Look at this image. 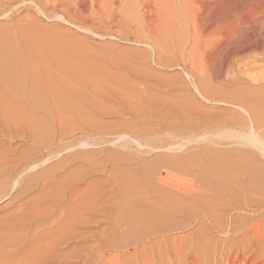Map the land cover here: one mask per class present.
Instances as JSON below:
<instances>
[{"label":"rangeland","instance_id":"rangeland-1","mask_svg":"<svg viewBox=\"0 0 264 264\" xmlns=\"http://www.w3.org/2000/svg\"><path fill=\"white\" fill-rule=\"evenodd\" d=\"M54 1L39 0L37 3L38 0H36L35 7L29 1L23 3L22 6L23 0L16 2L0 0V160L2 162L4 160L3 164H5L3 166L0 163V175L7 169L9 171L13 168L12 164L9 165L8 159L10 158L27 156L25 161L28 160V165L32 166L34 163L38 165L41 161L48 160L36 169L33 168L34 170L31 168L27 171V176L22 177L23 179L27 178L26 181L22 180L31 184L33 190L30 191L31 194L28 193L20 199L17 207L33 200L36 202L46 195L50 198L49 200L52 198V202L59 201L60 206L64 208L66 206V203L63 204L64 206L62 205L64 196L66 194L73 195L76 184L73 181L82 178L83 182H81L84 185L82 184L81 187L86 189V193L83 192L86 194L85 205L91 207L94 202H97L100 203L99 207L103 211L97 214L86 211L83 214V217H92V221L84 222L81 229L78 230L81 233L79 238L61 243L60 250L63 253L71 252L75 255L76 251L81 250L83 257L85 254L90 256L99 244L102 234L109 227L110 220L106 210H110L112 204L114 206L117 203V193L121 186L138 185L144 182L143 179L148 181L145 180L144 183H152L151 186H156L157 178L164 175L168 166H173L172 164L175 162L171 159L173 157L180 159V163L184 161L186 171H183L180 177L186 186L189 183L194 186L204 183L202 178L196 180V173L201 172L204 168L201 165L204 163H208V166L211 164L209 168L205 167L206 170L218 168L219 173L225 170L222 168L223 166L225 168L227 166H222L226 162L225 159L229 163L236 160L235 164L237 163V165L234 164V169L235 166L236 169L245 167V170L242 171L243 175L241 174L240 177L246 176L247 178L248 176L249 180L252 178L256 182L246 180L245 184L237 186V183L233 181L234 177H232L233 180L231 178L227 179L229 181L224 180L229 182L228 184L221 178L220 181L227 184V188L230 186L226 196L218 190V185H212L214 183L207 185L209 188L213 186L210 189L215 195L218 194L215 197L216 200L228 199L227 205H230L231 201L230 207L233 202L238 201V195L244 203L247 201L246 207L249 203L251 206L254 201L264 197V126H262L264 125V0H89L90 2L81 0L82 3L88 5L82 4L80 0H76L78 2L56 0L61 7L56 4L58 2ZM92 1L95 4L93 2L92 5ZM74 2L76 5L72 6L75 4ZM61 3L63 4L61 5ZM80 3L81 5H79ZM49 6L53 8H49ZM62 6L65 7L62 8ZM80 6L83 11L78 10L81 9ZM84 7L92 8L93 11L86 10ZM56 8L60 10L58 11ZM67 9L69 11L66 12ZM84 11L88 12L90 16L86 15ZM95 11L97 12L95 13ZM80 19L81 21H79ZM88 30H91L90 33ZM260 65L262 68H259ZM42 72L43 74H40ZM34 74L36 75L34 76ZM39 75L41 76L39 77ZM34 79L36 80L34 83L39 82L37 84L41 83L42 85L40 87L37 84H33L34 87L29 85ZM124 83L125 85H123ZM51 90L54 91L51 92ZM55 94L56 96H54ZM25 100L29 104L26 105ZM56 101L57 103L53 104ZM6 103H9V106ZM2 106H5L4 110ZM83 110L85 111L83 112ZM6 111L8 112L6 113ZM58 116L65 119L59 120ZM66 123L70 125L72 123V126ZM57 126H61L60 129L57 130ZM51 154L53 158L50 157ZM169 157L171 158L169 159ZM203 158L207 160L205 161ZM219 159L224 163L220 164ZM218 160L219 163H217ZM217 164L222 166V172H220V165L218 167ZM181 165L183 166V164ZM228 165L233 166V164ZM257 165L261 166L262 171ZM229 166L227 169H232V166ZM80 168L82 172L79 170ZM46 169L55 170V173L52 172L54 175L52 174L51 179L52 182L57 183L56 186L52 185L54 182L47 185L46 179H38L37 174ZM72 172L76 176H73ZM68 174H70L71 180L67 178ZM77 175L81 176L78 178ZM65 180H67V184L71 183L69 187L67 185L70 190L66 191V184L63 183ZM68 180L72 182L68 183ZM7 181L5 188L9 191L10 179ZM59 182L63 183V185L60 184L61 188H58V186L60 187ZM94 183L96 186L93 185ZM242 185H245L244 188ZM51 186L53 189L58 188L57 192L65 190V194L57 193ZM43 189H46V193ZM51 189L53 191H47ZM260 190L261 192H259ZM92 191L97 196L95 194L93 196ZM52 192H56L55 200L53 195H50ZM57 194H61L63 199ZM230 194L234 198L230 197L229 199V196H232ZM253 195L255 198L252 197ZM221 197L222 199H220ZM7 203H0V220L1 218L7 219L15 210L12 208L3 209ZM38 207L39 211L40 207L42 210L45 208L44 206L43 208L42 206ZM230 209H226L229 212L223 210L220 213L223 214L222 216L229 217L230 215L234 220L236 219L235 221H239V224L242 223L243 215L247 220L254 219L250 213L244 214L243 210ZM170 219L164 223H171L172 221H168ZM11 221L14 222L13 225L21 223L18 222L20 219ZM11 221H6L8 227L5 225L6 222L3 223L4 225L2 224L4 227L3 230L0 227V235H5L7 232V235L10 236L22 231L23 228L18 227L19 225L15 227H18L17 229H14V226H11ZM241 226L238 227L239 230H242ZM9 227L14 230H10ZM26 230L29 229L26 228ZM124 233L120 231L117 236L114 233L117 240L113 236L112 240L117 242L116 246L123 249V256L126 257L130 252V243L135 242L133 239L136 237L142 241V238H139L137 234L132 235L133 232L132 234L131 232ZM180 234L172 232L169 236L177 238ZM124 235H128L127 238ZM163 235L155 237L154 240L165 239ZM124 237L128 240L132 239V242ZM5 238L0 240L1 244ZM127 241L128 243H126ZM3 244H6V240ZM67 258L66 260H69L70 257ZM242 260L243 258H241Z\"/></svg>","mask_w":264,"mask_h":264},{"label":"bare ground","instance_id":"bare-ground-1","mask_svg":"<svg viewBox=\"0 0 264 264\" xmlns=\"http://www.w3.org/2000/svg\"><path fill=\"white\" fill-rule=\"evenodd\" d=\"M3 1H8V2H16L19 0H3ZM22 1V0H21ZM30 4L35 5L36 4V0H23V3L28 2ZM41 1V0H40ZM54 1V0H53ZM56 1V0H55ZM54 1V2H55ZM65 1V0H64ZM71 1V0H70ZM73 1V0H72ZM76 1V0H75ZM86 1V0H85ZM89 0H87L86 2H88ZM108 1V0H107ZM49 2V1H48ZM52 2V1H51ZM58 2V1H56ZM60 2V0H59ZM59 2L56 3L59 5ZM68 2V0H67ZM78 2V1H76ZM80 2L82 3V1L80 0ZM90 2V1H89ZM92 1V5H93ZM104 2V1H103ZM7 3V2H6ZM19 3V2H18ZM39 3V0L38 2ZM47 2L45 1V4ZM66 3V2H65ZM71 3V2H70ZM69 5H72L70 4ZM75 3V2H74ZM81 3L79 5H81ZM97 3V1H96ZM108 3V2H107ZM115 3V2H114ZM63 3H61L62 5ZM68 4V3H67ZM66 4V6H67ZM85 4V3H82ZM87 4V3H86ZM85 4V5H86ZM91 4V3H90ZM95 4V2H94ZM100 4V3H99ZM109 4V3H108ZM20 5V4H19ZM26 5V4H25ZM37 5V4H36ZM35 5V7H36ZM44 5V4H43ZM55 5V3H54ZM68 5V6H69ZM76 5L73 4L72 6ZM88 5V4H87ZM103 5V3H102ZM112 5V4H111ZM10 6V5H9ZM12 6V5H11ZM39 6V5H38ZM41 6V5H40ZM39 6V7H40ZM53 6V5H52ZM51 6V7H52ZM60 6V5H59ZM72 6L70 7L71 9ZM78 6V4H77ZM83 6V5H82ZM96 7V5H94ZM101 6V5H100ZM105 6V5H104ZM107 6V5H106ZM109 6V5H108ZM14 7V6H13ZM42 7V6H41ZM45 7V6H44ZM49 6V8H51ZM56 7V6H55ZM61 7V6H60ZM59 7V8H60ZM65 6H62V8ZM81 7V6H80ZM87 7V6H86ZM89 7H91V5H89ZM48 8V7H47ZM53 8V7H52ZM75 8V7H74ZM77 8V7H76ZM75 8V9H76ZM79 8V6H78ZM85 8V7H84ZM98 8V7H97ZM111 9V7H109ZM9 9V8H8ZM38 9H42V8H38ZM69 9V8H68ZM66 10L69 11V10ZM86 9V8H85ZM92 9V8H91ZM90 8L86 9L89 11H93ZM104 9V8H103ZM53 10V9H52ZM51 10V11H52ZM55 10V9H54ZM56 10H58L56 8ZM60 10V9H59ZM58 10V11H59ZM78 10H82L78 9ZM75 12V10H72V12ZM77 11V12H80ZM83 11V10H82ZM108 11V10H107ZM71 12V11H70ZM97 11H95L96 13ZM81 13V12H80ZM84 13H86V15H89L88 12L84 11ZM88 13V14H87ZM99 13H103V12H99ZM67 14V13H66ZM74 14V13H73ZM79 14V13H78ZM82 14V13H81ZM91 14V13H90ZM108 14V13H107ZM61 15V14H60ZM63 15V14H62ZM76 15V14H75ZM97 15V14H96ZM67 16V15H66ZM65 16V17H66ZM78 16V15H77ZM79 16H81L79 14ZM78 16V18H79ZM90 16V15H89ZM87 16L88 18H91ZM98 16V15H97ZM63 17V16H62ZM117 17V16H116ZM60 18V17H58ZM67 18V17H66ZM69 18V17H68ZM82 18V17H81ZM109 18V17H108ZM75 19V18H73ZM83 19V18H82ZM101 19V18H100ZM60 20V19H59ZM62 20V19H61ZM78 20V19H77ZM97 20V19H96ZM108 20V19H106ZM114 20V19H113ZM67 21V20H66ZM81 21V19L79 20ZM83 21V20H82ZM90 21V20H89ZM88 21V22H89ZM69 22V21H68ZM77 22V21H75ZM86 22V20H85ZM107 22V21H106ZM66 23V22H65ZM78 23V22H77ZM92 23V22H91ZM119 23V22H118ZM123 23V22H122ZM117 24V23H116ZM83 25V24H82ZM86 25V24H85ZM95 25V24H93ZM108 25V24H107ZM84 26V25H83ZM88 26V25H87ZM96 26V25H95ZM126 26V25H125ZM84 28V27H82ZM124 28V27H123ZM263 28V27H262ZM85 29V28H84ZM89 29V28H88ZM91 29V28H90ZM101 30V29H100ZM109 30V29H108ZM1 31V30H0ZM89 33L91 30H88ZM95 31V29H94ZM93 31V32H94ZM87 33V32H86ZM92 33V32H91ZM6 34V33H5ZM94 35V33H92ZM116 34V33H115ZM1 35V34H0ZM249 36V35H248ZM99 37V36H98ZM101 37V36H100ZM7 38V37H6ZM103 38V37H102ZM264 38V37H263ZM6 42V41H5ZM2 45V44H1ZM9 45V44H8ZM250 45V44H249ZM10 47V46H9ZM8 49V48H7ZM15 52V51H14ZM13 52V53H14ZM18 53V52H17ZM1 58V57H0ZM16 58V57H15ZM252 58V57H251ZM21 59V58H20ZM26 59V58H25ZM246 59V58H245ZM250 59V58H249ZM12 60V59H11ZM259 60V59H258ZM13 61V60H12ZM7 62V61H6ZM22 62V61H21ZM27 62V61H26ZM78 62V61H77ZM240 62V61H239ZM264 62V61H263ZM258 63V62H257ZM260 63V62H259ZM15 64V63H14ZM20 64V63H19ZM29 64V63H28ZM68 64V63H67ZM70 64V63H69ZM241 64V63H240ZM239 64V65H240ZM245 64V63H244ZM248 64V63H247ZM253 64V63H252ZM261 64V63H260ZM263 64V63H262ZM1 65V64H0ZM23 65V64H22ZM30 65V64H29ZM74 65V63H73ZM238 65V66H239ZM15 66V65H14ZM61 66V65H60ZM249 66V65H248ZM33 67V66H32ZM31 67V68H32ZM36 67V66H35ZM38 67V66H37ZM74 67V66H73ZM77 67V66H76ZM243 67V66H242ZM251 67V66H250ZM264 67V65H263ZM17 68V67H16ZM51 68V67H50ZM62 68V67H61ZM60 68V69H61ZM65 68V67H63ZM68 68V67H67ZM245 68V67H244ZM256 69H258L257 67H255ZM259 68H262L261 65ZM28 69V68H27ZM25 69V71L27 70ZM41 69V68H40ZM252 69V68H251ZM13 70V69H11ZM18 70V69H16ZM80 70V69H79ZM35 71V70H34ZM251 71V70H250ZM258 71V70H257ZM261 71V70H260ZM27 72V71H26ZM83 72V71H82ZM262 72V71H261ZM11 73V72H10ZM17 73V71H16ZM32 73V72H31ZM37 73V72H36ZM60 73V72H59ZM85 73H87L85 71ZM241 73V72H240ZM40 74H43L40 73ZM55 74V73H54ZM62 74V73H61ZM77 74V73H76ZM89 74V73H88ZM87 74V75H88ZM36 74H34L35 76ZM51 75V72H50ZM27 76V75H26ZM41 75H39L40 77ZM46 76V74H45ZM52 76V75H51ZM65 76V75H64ZM83 77H86L85 75H82ZM91 76V74H90ZM94 76V75H93ZM17 77V76H16ZM33 77V76H32ZM31 77V78H32ZM37 76V78H39ZM68 77V76H67ZM99 77V76H98ZM97 77V78H98ZM36 78V80H37ZM43 78V77H42ZM49 79V77H47ZM54 78V77H53ZM59 78V76H58ZM64 78V77H63ZM94 78V77H93ZM92 78V79H93ZM7 79V78H6ZM40 79V78H39ZM51 79V78H50ZM68 79V78H67ZM66 79V80H67ZM81 79V78H80ZM95 79V78H94ZM102 79V78H101ZM14 80V79H13ZM35 79L32 81V83L28 82L29 85L31 84L32 87H34L35 84L39 83V82H35ZM65 80V78L63 79ZM71 80V79H70ZM75 80V79H74ZM73 80V81H74ZM99 80V79H98ZM104 80V79H103ZM8 81V80H7ZM16 81V80H15ZM45 81V80H43ZM50 81V80H49ZM259 81V80H258ZM25 82V81H24ZM53 82V81H52ZM61 82V81H60ZM59 82V83H60ZM85 82V81H84ZM87 82V81H86ZM105 82V81H104ZM13 83V82H12ZM46 83V81H45ZM43 82V85L45 84ZM56 83V82H55ZM65 83V82H64ZM92 83V82H91ZM98 83V82H97ZM106 83V82H105ZM114 83V82H113ZM120 83V82H119ZM9 84V82H8ZM15 84V83H14ZM17 84V83H16ZM15 84V85H16ZM34 84V85H33ZM52 84V83H51ZM49 84V85H51ZM69 84V83H68ZM72 84V83H71ZM99 84V83H98ZM122 84V83H121ZM1 85V84H0ZM13 85V86H15ZM38 85V84H37ZM42 84L40 83L38 86L40 87ZM47 85V84H46ZM45 85V86H46ZM57 85V84H56ZM125 85V83L123 84ZM130 85V84H129ZM20 86V85H19ZM38 86L36 88H38ZM53 86V84H52ZM64 86V85H63ZM94 86V85H93ZM96 86V85H95ZM127 86V84H126ZM133 86V85H132ZM11 87V86H10ZM51 87V86H50ZM56 87V86H54ZM59 87V86H58ZM109 87V86H108ZM115 87V86H113ZM16 88V86H15ZM31 88V87H30ZM29 88V89H30ZM41 88H45V87H41ZM63 88V87H61ZM117 88V87H116ZM126 88V87H125ZM135 88V87H133ZM3 89V88H2ZM48 89V88H47ZM54 89V88H53ZM83 89V88H82ZM90 89V88H89ZM128 90V88H126ZM132 89V88H131ZM130 89V90H131ZM40 90V89H39ZM69 90V89H68ZM74 90V89H73ZM118 90V89H117ZM136 90V88H135ZM134 90V91H135ZM138 90V89H137ZM8 91V90H7ZM19 91V90H18ZM49 91V90H48ZM54 90H51V92ZM56 91V90H55ZM87 91V90H86ZM140 91V90H139ZM10 92V91H9ZM248 92V91H247ZM1 93V92H0ZM3 93V91H2ZM18 93V92H17ZM29 93V92H28ZM48 93V92H47ZM57 93V92H56ZM59 93V92H58ZM64 93V92H62ZM70 93V92H69ZM72 93V92H71ZM115 93V92H114ZM240 93V92H239ZM51 94V93H50ZM75 94V93H72ZM80 94V93H79ZM85 94V93H84ZM117 94V93H116ZM132 94V93H131ZM253 94V93H252ZM35 95V94H34ZM33 95V96H34ZM78 95V94H77ZM136 95V94H135ZM251 95V94H250ZM26 96V95H25ZM30 96V95H28ZM56 96V94L54 95ZM74 96V95H73ZM80 96V95H79ZM87 96V95H86ZM6 97V96H5ZM20 97V96H19ZM22 97V95H21ZM36 97V95H35ZM58 97V96H57ZM78 97V96H77ZM81 97V96H80ZM114 97V96H112ZM126 97V95H125ZM7 98V97H6ZM5 98V100H6ZM29 98V97H28ZM62 98V96H61ZM128 98V97H127ZM145 98V97H144ZM249 98V97H248ZM3 99V98H2ZM23 99V98H22ZM30 99V98H29ZM32 99V98H31ZM46 99V98H45ZM57 99V98H56ZM60 99V98H59ZM65 99V98H63ZM88 99V98H87ZM133 99V98H132ZM136 99V98H134ZM138 99V98H137ZM141 99V98H140ZM147 99V98H146ZM235 99V98H234ZM260 99V98H259ZM13 100V99H12ZM24 100V99H23ZM83 100V99H82ZM90 100V99H89ZM150 100V99H149ZM239 100V99H238ZM8 101V100H7ZM10 101V100H9ZM8 101V102H9ZM38 101V100H37ZM48 101V100H47ZM59 101V100H57ZM57 101L53 104H56ZM65 101V100H64ZM76 101V100H75ZM148 101V100H147ZM240 101V100H239ZM4 102V101H3ZM2 102V103H3ZM11 102V101H10ZM14 102V101H13ZM32 102V101H31ZM34 102V101H33ZM61 102V101H59ZM140 102V101H139ZM1 103V104H2ZM5 103V102H4ZM26 105L29 104L27 102V100H25ZM24 103V104H25ZM41 103V102H40ZM52 103V102H51ZM70 103V102H69ZM75 103V102H74ZM78 103V102H77ZM9 103H6V105ZM16 104V103H15ZM21 104V103H20ZM38 104V103H37ZM132 104V103H131ZM137 104V103H135ZM141 104V103H139ZM243 104V103H242ZM264 104V103H263ZM14 105V103H13ZM33 107L34 104L32 103ZM79 105V104H78ZM94 105V104H93ZM246 105V104H245ZM7 106V107H8ZM15 106V105H14ZM30 106V105H29ZM45 106V105H44ZM61 106V105H60ZM68 106V105H67ZM70 106V104H69ZM74 106V105H73ZM84 106V105H83ZM91 106V104H90ZM3 110L5 106H2ZM1 107V108H2ZM17 107V106H16ZM36 107V106H35ZM62 107V106H61ZM80 107V106H79ZM254 107V106H253ZM252 107V108H253ZM70 108V107H69ZM78 108V107H77ZM76 108V109H77ZM131 109V107H129ZM137 108V107H136ZM139 108V107H138ZM56 109V107H55ZM60 109V108H59ZM248 109V108H247ZM257 109V108H256ZM16 110V109H15ZM18 110V109H17ZM23 110V109H21ZM30 110L31 106H30ZM140 110V109H138ZM13 111V110H12ZM85 110H83L84 112ZM8 111H6L7 113ZM11 112V111H10ZM20 112V110H19ZM24 112V110H23ZM22 112V113H23ZM45 112V111H44ZM76 112V110H75ZM154 112V111H153ZM250 112V111H249ZM12 113V112H11ZM17 113V112H15ZM26 113V112H25ZM24 113V115L26 116V114ZM33 113V112H32ZM82 113V112H81ZM109 113V112H108ZM158 113V112H157ZM3 114V113H2ZM1 114V116H2ZM21 114V113H20ZM49 114V113H48ZM78 114V113H76ZM155 114V113H154ZM247 114V113H246ZM245 114V115H246ZM254 114V113H253ZM260 114V113H259ZM4 115V114H3ZM16 115V114H14ZM23 115V116H24ZM59 115V114H58ZM62 115V114H61ZM67 115V114H66ZM82 115V114H81ZM252 115V114H251ZM7 116V115H6ZM12 116V114H11ZM10 116V117H11ZM35 116V115H34ZM37 116V115H36ZM64 116V115H63ZM68 116V115H67ZM80 116V115H78ZM88 116V115H87ZM144 116V115H143ZM150 116V115H149ZM3 117V116H2ZM17 117V116H16ZM29 117V115H28ZM66 117V116H64ZM71 117V116H70ZM256 117V116H254ZM31 119V117H29ZM59 118V116H58ZM75 118V117H74ZM80 118V117H79ZM81 118H83L81 116ZM36 119V118H35ZM54 119V118H53ZM60 119H65V118H59ZM72 119V118H71ZM235 119V118H234ZM254 119V118H253ZM5 120V119H4ZM13 120V119H12ZM25 120H27L25 118ZM37 120V119H36ZM35 120V121H36ZM40 120V119H38ZM76 120V119H75ZM83 120V119H82ZM237 120V119H236ZM16 121V120H14ZM19 121V119H18ZM32 121V120H31ZM52 121V120H51ZM259 121V120H258ZM9 122V121H8ZM13 122V121H12ZM17 122V121H16ZM23 122L26 123V121L23 120ZM37 122V121H36ZM44 122V121H43ZM64 122V121H63ZM62 122V123H63ZM18 123V122H17ZM20 123V122H19ZM42 123V122H41ZM40 123V125H41ZM52 123V122H51ZM61 123V124H62ZM69 123V121H68ZM5 124V123H4ZM7 124V123H6ZM27 124V123H26ZM29 124V122H28ZM33 124V123H32ZM54 124V123H53ZM58 124V123H57ZM60 124V125H61ZM67 124V123H66ZM86 124V123H85ZM257 124V123H256ZM8 125V124H7ZM31 125V124H29ZM49 125V124H48ZM70 125V124H67ZM262 125V124H260ZM46 126V125H45ZM65 126V125H64ZM72 126V123L71 125ZM84 126V125H83ZM196 126V125H195ZM252 126V125H251ZM264 126V125H262ZM41 127V126H40ZM44 127V126H43ZM61 127V126H59ZM57 126V130L59 128ZM96 127V126H95ZM9 128V127H8ZM194 128V127H193ZM20 129V128H18ZM28 129V128H27ZM26 129V130H27ZM32 129V127H31ZM29 128V130H31ZM37 129V127H36ZM44 129V128H43ZM60 129V128H59ZM66 129V128H65ZM79 129V128H78ZM28 130V132H29ZM39 130V129H38ZM42 130V129H41ZM56 130V129H55ZM67 130V129H66ZM71 130V129H70ZM76 130V129H75ZM33 131V130H32ZM37 131V130H36ZM40 131V130H39ZM62 132V130H59V132ZM79 131V130H77ZM31 132V131H30ZM35 132V131H34ZM65 132V131H64ZM252 132V131H251ZM254 132V131H253ZM33 133V132H32ZM41 133V132H40ZM159 133V132H157ZM45 134V133H44ZM47 134V133H46ZM45 134V135H46ZM61 134V133H60ZM93 134V132H92ZM13 135V134H12ZM32 135V134H31ZM59 135V134H58ZM177 135V134H176ZM11 136V135H10ZM28 136V135H27ZM43 136V135H42ZM50 136V135H49ZM259 136V135H258ZM255 138V137H254ZM45 140V139H44ZM46 141V140H45ZM251 141V140H250ZM258 142V141H257ZM256 142V143H257ZM57 143V142H56ZM19 144V143H18ZM255 144V142H254ZM34 145V144H33ZM262 146V145H260ZM11 147V146H10ZM33 147V146H32ZM62 147V146H61ZM10 149V148H9ZM3 150V149H2ZM8 150V149H7ZM57 150V149H56ZM67 150V149H66ZM263 150V149H262ZM261 150V151H262ZM1 151V150H0ZM6 151V150H5ZM37 151V150H36ZM235 151V150H233ZM232 151V152H233ZM238 151V150H237ZM243 151V149H242ZM245 151V149H244ZM260 151V150H259ZM11 152V151H10ZM14 152V151H13ZM29 152V151H28ZM27 152V153H28ZM32 152V151H31ZM55 152V151H54ZM236 152V151H235ZM252 152V151H251ZM264 152V150H263ZM5 153V152H4ZM19 153V152H18ZM211 153V152H210ZM229 153V152H227ZM255 154V152H253ZM26 154V151H25ZM23 154V155H25ZM79 154V153H78ZM77 154V156H78ZM18 155V154H17ZM21 155V154H20ZM38 155V154H37ZM35 155V156H37ZM83 155V153H82ZM87 155V153H86ZM222 155V154H219ZM231 155V154H230ZM257 155V154H256ZM194 156V155H193ZM199 156V155H198ZM229 156V155H228ZM247 156V155H246ZM246 156H244V158H246ZM255 156V155H253ZM27 157V156H26ZM25 156H18L16 158H10L8 159L9 161V165H13V168L9 171H5L4 173H2L0 175V203H4V202H8L4 207V208H12L15 209L13 213H11V215L9 217H7V219H2L0 220V227L1 229L4 227H2V224L5 223L6 221H11L12 219H20L21 222L18 225H13L14 222H10L11 226L13 225L14 229H17L18 227H21L22 231H18L19 233L15 234V235H7V230L5 231L7 236L0 235V240L4 241L6 240V244H3L4 241H2L3 243L1 244L0 242V264H264V197H260L259 199L256 200V202L254 201V204H252L251 206L246 207L247 201L244 203V201H242L241 199H239V195H238V201L237 202H233V205L230 207V205L232 204V202L230 201V205H227L228 203V199L225 200H216L215 197L218 196L215 195V193L212 191L213 188L209 186H207L208 184L211 185V183H214L212 185H218V190L222 191V194L224 193L225 196L226 194L229 193V191H227V183L224 180H227L229 178H231L233 180L232 177L235 178V181L238 185H241L242 183H244L246 180L248 181L249 178L247 176L244 177H240V175L243 173L242 171H244L245 167L242 168L241 165H239L241 168L235 169L234 164L236 162L232 160H229L231 163L227 162L228 160L225 159V163L223 162V160H220L221 163L223 165H227L226 168L223 166L220 167L218 165V167L220 168V172H222V169H225L222 173L218 172V168L215 170L214 168L210 169L213 170L215 173H213L210 170H206L205 167L208 166V163H204V165H201L202 167H204L202 169L201 167V172L200 173H196V180H198L199 178L203 179V182L201 185L199 183V185H191V183H189L187 186L185 184H183L181 173L183 171H186L185 169V164L184 161L183 163H180V159H176L175 157L171 158L169 157V159L171 158L172 161L174 160L175 162L172 164L173 166H166L167 170L164 171V175H162L161 177L157 178V183L156 186H151V184L148 183H144L145 180L143 179V183L141 182V184H136V185H127V186H121V189H117L118 193H117V197L118 200L117 203H115V205L111 206L110 210H106L108 216H109V227L107 228L106 231H104V233L102 234V237L99 241V244L94 248V250L92 251L93 253L90 254V256H85L83 257V253L82 251L78 250L75 252V255H73V253L68 252V253H63L60 250L61 247V243L62 242H68L71 241L73 239H77L79 238L81 235V233H79L82 227V225L84 224V222H87L89 220V222L92 221V217H83V214H85L86 211H90L92 214H97L98 212H102L103 210H101L99 207V204L96 202H94L93 205H91V207H88L87 205H85L86 203H84V197L86 194H83V192L86 190L84 189L85 187H81V185L83 184V180L82 178L80 179H75V190H74V194L73 195H63L65 198L63 199L61 194H57L58 197L59 195L61 196L60 198H62L64 200V203H66V206L63 208L62 206H60L59 201L56 202L54 201L55 198V193L57 192L56 189L61 188L63 185V183H65V187H68L71 185L70 181L68 180L67 184V180H65L63 183L59 182L58 185H60V187L58 186V188L53 189L51 186V188L53 190H56V192H52L53 198H54V202H52V198L51 200H49L50 198H48L46 195L45 196H41L42 198L37 200L35 202V200H33L32 202H29L25 205H20L17 207L18 202L20 201V199L30 193V191H32L33 189L31 188V186L26 183L25 181L26 179H23L22 177L24 175H26L27 171H29L31 168V170L36 169L37 167H39L40 165H42V163H45L48 160H44L41 161L40 164L35 165V161L32 162L34 163V165H28V160H26ZM33 157V156H32ZM50 157H52V154L50 155ZM200 157V156H199ZM203 157V156H202ZM225 157V156H224ZM43 158V157H42ZM53 158V157H52ZM175 158V159H174ZM180 158V157H178ZM187 158V157H186ZM196 158V157H195ZM242 159V157H240ZM1 159V158H0ZM3 159V158H2ZM37 159V158H36ZM48 159H51L48 157ZM189 159V158H187ZM204 159V158H203ZM210 159V158H208ZM215 159V158H214ZM213 159V160H214ZM217 159V158H216ZM230 159V158H229ZM239 159V158H238ZM257 159V158H256ZM11 160V161H10ZM41 160V159H40ZM43 160V159H42ZM186 160V159H185ZM194 160V158H193ZM205 160V159H204ZM207 160V159H206ZM205 160V161H206ZM219 160L217 161V163H219ZM234 160V158H233ZM246 160V159H245ZM248 160V159H247ZM6 161V159H5ZM6 161V162H8ZM70 161V160H69ZM63 162V161H62ZM68 162V161H67ZM190 162V161H189ZM196 162V161H195ZM257 162V161H256ZM259 162V161H258ZM0 163L3 164L4 160L2 162V160H0ZM25 163V164H24ZM37 163V162H36ZM164 163V162H163ZM194 163V162H193ZM210 163V162H209ZM227 163V164H226ZM255 163V162H254ZM262 163V162H261ZM260 163V164H261ZM264 163V162H263ZM66 164V163H65ZM168 164V163H167ZM183 164V166L181 165ZM187 164V162H186ZM201 164V163H200ZM206 164V165H205ZM213 164V163H212ZM216 164V163H215ZM228 164H233V166H229ZM241 164V163H239ZM248 164V163H247ZM258 164V163H257ZM5 164H3L4 166ZM8 165V166H9ZM48 165V164H47ZM52 165V164H51ZM62 165V164H61ZM194 165V164H191ZM190 165V168H191ZM211 166V164H209ZM217 165H215L217 167ZM237 165V163L235 164ZM264 165V164H263ZM63 166V165H62ZM150 166V165H149ZM160 166V165H159ZM189 166V164H188ZM197 166V165H196ZM208 166V168L210 167ZM214 166V167H215ZM231 167L232 169H227V167ZM243 166V165H242ZM244 166H246V164H244ZM251 166V165H250ZM256 166V163H255ZM258 166V165H257ZM193 167V166H192ZM259 169L261 166H258ZM257 167V168H258ZM34 168V169H33ZM189 168V167H188ZM251 168V167H250ZM264 168V167H263ZM153 169V167H152ZM197 169V168H195ZM249 169V167H248ZM81 170V168L79 169ZM96 170V169H95ZM149 170V169H148ZM161 172V169H159ZM191 170V169H190ZM194 170V168H193ZM200 170V169H199ZM234 172H232V171ZM247 170V169H246ZM252 170V169H251ZM261 170V169H260ZM58 171V170H57ZM91 171V170H90ZM98 171V170H97ZM101 171V170H100ZM99 171V172H100ZM155 171V170H153ZM192 171V170H191ZM206 171V172H205ZM209 171V172H207ZM262 171V170H261ZM35 172V171H34ZM55 173V170L52 171L51 169L49 170H45L42 172H39L37 174L38 179H46L47 180V185L51 184L52 179L51 176H53ZM79 172V171H78ZM82 172V170H81ZM80 172V173H81ZM131 172V171H130ZM147 172V171H146ZM157 172V171H156ZM163 172V171H162ZM189 172V171H188ZM199 172V171H198ZM259 172V171H258ZM264 172V171H263ZM29 173V172H28ZM85 173V171H84ZM137 173V172H136ZM150 173V172H149ZM257 173V172H256ZM255 173V175H256ZM53 174V175H52ZM73 174V172L71 173ZM75 174V173H74ZM73 176H76L74 175ZM88 174V173H87ZM98 174V173H97ZM153 174V173H152ZM157 174V173H156ZM155 174V175H156ZM161 174V173H160ZM70 174H68L69 176ZM132 175V174H131ZM135 175V174H134ZM187 175V174H186ZM190 175V174H189ZM243 175V174H242ZM246 175V174H245ZM252 175V174H251ZM27 176V175H26ZM36 176V175H35ZM67 178L70 179V176ZM81 176V175H80ZM79 176V177H80ZM85 176V175H84ZM122 176V175H121ZM120 176V177H121ZM141 176V175H140ZM147 176V175H146ZM151 176V175H150ZM153 176V175H152ZM160 176V175H159ZM184 176V175H183ZM191 176V175H190ZM258 176V175H257ZM32 175L30 176L31 179ZM36 177V179H37ZM66 177V176H65ZM78 177V175H77ZM75 177V178H77ZM78 177V178H79ZM149 177V176H148ZM156 177V176H155ZM35 178V177H34ZM33 178V179H34ZM63 178V177H62ZM61 178V179H62ZM65 178V179H67ZM87 178V177H86ZM113 178V177H111ZM118 178V177H117ZM140 178V177H139ZM151 178V177H150ZM153 178V177H152ZM223 180H222V179ZM264 178V176H263ZM10 179V190L7 191L5 186H7V180ZM25 181H23V180ZM29 179V178H28ZM37 179V180H38ZM59 179V177H58ZM72 179V178H71ZM70 179V180H71ZM148 179V178H147ZM193 179V178H192ZM230 179V182H231ZM57 180V178H56ZM55 180V181H56ZM94 180V179H93ZM151 180V179H149ZM220 180H222L223 182H226L227 184H223ZM31 181V180H30ZM34 181V180H33ZM58 181V180H57ZM56 181V182H57ZM82 181V182H81ZM122 181V180H121ZM140 181V180H139ZM155 181V180H154ZM195 181V180H194ZM206 181V182H205ZM229 181V180H227ZM252 182H256V180H252V178L249 180ZM261 181V180H260ZM32 182V181H31ZM35 182V181H34ZM37 182V181H36ZM41 182V181H40ZM39 182V183H40ZM54 182V181H53ZM52 182V183H53ZM119 182V181H118ZM146 182H148L146 180ZM189 182V181H188ZM193 182V181H192ZM202 182V180H201ZM262 182V181H261ZM28 185H26V184ZM196 183V182H195ZM194 183V184H195ZM234 183V182H233ZM235 183V184H236ZM251 183V182H249ZM55 182L52 184L54 185ZM97 184V183H96ZM106 184V182H105ZM155 184V183H154ZM153 184V185H154ZM245 184V183H244ZM247 184V183H246ZM57 185V183L55 184V186ZM84 185V184H83ZM90 185V184H89ZM88 185V186H89ZM95 185V183L93 184ZM121 185V184H120ZM126 185V184H125ZM251 185V184H250ZM254 185V184H253ZM261 185V184H260ZM263 185V184H262ZM73 186V185H72ZM92 186V185H91ZM96 186V185H95ZM245 186V185H244ZM244 186L242 185V187L244 188ZM247 186V185H246ZM36 187V186H35ZM47 187V186H46ZM45 187V188H46ZM64 187V186H63ZM67 190H70V188ZM120 187V186H119ZM249 187V186H248ZM258 187V186H257ZM5 188V189H4ZM50 189V187H47ZM241 188V187H239ZM255 188V186H254ZM47 190V191H53V190ZM99 189V188H98ZM101 189V188H100ZM236 189V188H235ZM246 189V187H245ZM6 190V191H5ZM46 190V189H45ZM43 189V191H45ZM96 190V189H95ZM229 190V189H228ZM242 190V189H241ZM64 191V192H61ZM59 193H64L65 194V190H61ZM102 191V190H101ZM124 191V192H123ZM263 191V189H262ZM41 192V191H40ZM57 192V193H58ZM69 192V191H68ZM67 192V193H68ZM73 192V191H72ZM93 192V196H94V191ZM216 192V191H215ZM243 192V191H241ZM247 192V189H246ZM249 192V191H248ZM261 192V190L259 191ZM46 193V191H45ZM86 193V191H85ZM98 195L99 193L96 192ZM123 193V194H122ZM217 193V192H216ZM221 193V192H220ZM40 194V193H39ZM48 194V192H47ZM69 194V193H68ZM89 194V193H88ZM87 194V196H88ZM116 194V193H115ZM234 195L236 194L235 191L233 193ZM264 194V193H263ZM43 195V194H42ZM90 195V194H89ZM232 195V194H230ZM258 195V194H256ZM261 195V194H260ZM95 196H97L95 194ZM224 196V195H223ZM222 196V197H223ZM229 196V195H228ZM245 196V195H243ZM40 197V196H39ZM38 197V198H39ZM56 196V198H58ZM222 197L220 199H222ZM230 197L234 196H229ZM254 197V195L252 196ZM37 198V199H38ZM91 198V197H90ZM89 198V199H90ZM97 198V197H96ZM95 198V199H96ZM111 198V197H110ZM227 198V197H226ZM245 198V197H244ZM255 198V197H254ZM86 199V198H85ZM195 199V200H193ZM198 199V200H196ZM200 199V200H199ZM202 199V200H201ZM224 199V197H223ZM232 199V198H231ZM247 199V198H245ZM60 200V199H59ZM92 200V199H90ZM89 200V201H90ZM98 200V198H97ZM96 200V201H97ZM244 200V199H243ZM50 201V202H49ZM61 201V200H60ZM249 201V200H248ZM113 203V202H112ZM49 204V205H47ZM92 204V203H91ZM107 204V203H105ZM102 205V204H101ZM38 206H49V207H45L43 208V210L40 207V211H39V207ZM64 206V205H63ZM229 206V207H228ZM233 206H235V208H232ZM36 207V208H35ZM38 207V208H37ZM63 209H62V208ZM90 208V209H88ZM232 208L233 210H243L244 214L250 213L252 216H254V219L251 220V218L249 220H247L245 218V215L242 216V223L239 224V221H235L233 219V217H231L229 215L228 216H222L223 214L220 213L223 212V210H228ZM230 209V210H232ZM101 210V211H100ZM226 212H229L227 211ZM194 211V212H192ZM90 213V214H91ZM226 215V214H225ZM8 216V215H7ZM86 216V215H84ZM107 216V217H108ZM168 217V218H167ZM86 218V219H85ZM95 218V217H94ZM171 218L170 220H168L169 224L164 223L165 221H167V219ZM235 218V217H234ZM240 219V218H239ZM84 220V221H83ZM164 220V221H163ZM15 221V220H13ZM94 221V220H93ZM17 222V221H16ZM17 222V223H18ZM8 222H6V226ZM16 223V224H17ZM4 225V224H3ZM241 225H243L244 227H242ZM10 226V224H9ZM10 226V227H11ZM16 226H18L17 228H15ZM242 227V230H239L238 227ZM8 227V226H7ZM9 227V228H10ZM26 228H28L29 230H26ZM0 229V230H1ZM5 229V228H4ZM12 228H10L11 230ZM12 229V230H14ZM241 229V228H240ZM3 230V229H2ZM122 231L123 233H128V232H132L135 235L137 234L139 238H142L138 240V238H136L135 236V240L133 239V241H135L134 243L132 242V239L130 243V252H128L129 256L127 255L126 257L123 256V249H121V247L119 248L118 246H116L115 244L117 242H115L114 240H112V238L114 237V233L116 234V232H118L117 234H119V232ZM2 232V231H1ZM2 232V233H5ZM17 232V231H16ZM172 232H177V233H181L179 237L177 238H170V234ZM1 233V234H2ZM124 233V234H125ZM116 234V236H117ZM121 234V233H120ZM129 234V233H128ZM165 236L163 240H159L155 241L154 238L162 235ZM174 235V234H173ZM113 236V237H112ZM125 236V235H124ZM128 236V235H127ZM127 236H125L127 238ZM169 236V238H168ZM119 237V235H118ZM124 237V238H125ZM125 238V239H126ZM115 240H117L114 237ZM138 241H137V240ZM121 240V239H120ZM128 240V239H126ZM123 240V241H126ZM128 240V241H130ZM119 241V239H118ZM128 241L126 243H128ZM115 242V243H114ZM98 243V242H97ZM123 243V242H122ZM120 245V244H119ZM126 245V244H124ZM128 245V244H127ZM123 248V247H122ZM93 254V255H92ZM126 255V254H125ZM67 257H70L69 260H66ZM241 258H243V260L241 261ZM68 259V258H67Z\"/></svg>","mask_w":264,"mask_h":264}]
</instances>
